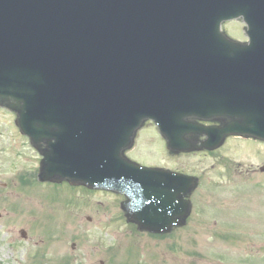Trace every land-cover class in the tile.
I'll list each match as a JSON object with an SVG mask.
<instances>
[{
  "label": "water",
  "instance_id": "obj_1",
  "mask_svg": "<svg viewBox=\"0 0 264 264\" xmlns=\"http://www.w3.org/2000/svg\"><path fill=\"white\" fill-rule=\"evenodd\" d=\"M232 20L248 43L221 30ZM0 108L40 182L123 194L148 232L181 227L195 184L125 152L148 121L175 155L264 142V0H0Z\"/></svg>",
  "mask_w": 264,
  "mask_h": 264
},
{
  "label": "rangeland",
  "instance_id": "obj_2",
  "mask_svg": "<svg viewBox=\"0 0 264 264\" xmlns=\"http://www.w3.org/2000/svg\"><path fill=\"white\" fill-rule=\"evenodd\" d=\"M226 29L231 35L237 30L243 40L237 25L228 24ZM13 119L12 114L0 109V264H41L43 252L48 261L54 262L48 264H66L72 243L97 255L100 252L95 247L105 243L103 247H110V261L122 264L121 255L127 256L130 237L119 239L121 226L88 225L86 218H80L84 215L81 210L76 219L74 191L37 183L38 155L19 136ZM158 152L155 140L145 136L130 157L145 165L171 163L202 180L193 195L195 208L188 227L172 237L173 248L180 256H187V264H264V172H260L264 146L229 140L216 153L177 161ZM80 202V209L87 215L92 202ZM106 211L109 214L113 210L106 207ZM201 219L204 221L199 223ZM101 229L109 234L108 240L97 234ZM21 231L26 233L25 240ZM140 242L152 249L151 240ZM135 251L133 248L131 254ZM149 254L152 258L155 252ZM53 256H57V262ZM180 256L175 264H181Z\"/></svg>",
  "mask_w": 264,
  "mask_h": 264
},
{
  "label": "flooded vegetation",
  "instance_id": "obj_3",
  "mask_svg": "<svg viewBox=\"0 0 264 264\" xmlns=\"http://www.w3.org/2000/svg\"><path fill=\"white\" fill-rule=\"evenodd\" d=\"M145 136H150L151 138H153L155 140V142L159 145V152L157 153L158 155H162L165 156L166 158L170 159V160H179V159H186L188 157L191 156H195V155H200V154H213L218 152L217 151H213V152H201V153H197V154H192V155H179L176 157H170L167 155L166 149H165V143L163 142V140L161 139V137L159 136V134L156 131L155 126L152 123H147L145 125V127L139 131L138 133V137H137V144L140 138L145 137ZM163 164V163H162ZM162 164H156L154 163V166H160L166 169H169L172 172L175 173H179V174H191V175H196L199 176L197 174H192L189 171H185L180 170V169H176L174 167L171 166H167V164L162 165ZM252 173H255V170H251ZM200 178V183H201V177ZM51 187H67L72 193L73 191L75 192L74 196L73 194L70 195L69 198L75 200V202L77 203V206L73 205V212H75V214L73 216L76 215V219H78V213L79 211H84V215H82L80 218H86V222L88 225H95V226H110V225H116V226H121L122 228L119 229L120 234H119V239H121L122 237L128 236L130 238H128L127 240H132L129 247H127V256H123V254L121 255V263L122 264H175L179 262V256L180 254L177 253L178 251L175 250L173 248V243H172V237L177 234L178 232L184 230L183 229H178L175 231H172L168 234H164V235H150V234H145V233H141L138 231V229L131 225V224H127V222L125 221L124 217H122L120 210H119V206L122 202H124V198L122 196H116L110 193H106V192H100V191H91L88 189H85L83 187H70L66 184H60V185H53V184H45ZM94 196L96 197V199H91V197ZM76 197V198H75ZM80 200H82L85 205L86 202H92L91 204V208H89L87 210L88 214L85 215V210L84 209H80ZM86 201V202H85ZM106 207H110L113 211L110 212L109 214H107L106 211ZM202 221H204L203 219L199 220V223H201ZM189 224H187L186 228L188 227ZM212 225H215V223H213ZM185 228V229H186ZM85 231H87L85 229ZM103 240H108L107 236L109 235L107 233V231L105 229H101L98 233H97ZM214 237H217V234L214 235ZM151 240V242L153 243L152 245H150L152 248L151 250H148V247H144L140 240ZM111 240H114V238H111ZM165 243V244H164ZM105 243H98L97 246L95 248L98 249V251L100 252L98 255L97 254H93L91 251H82L81 250V246H79V243H72L70 246V253H69V257L66 259V261H64V263L66 264H114V261L111 260L109 258L108 252L110 253V247H103ZM133 248H136L134 254H131L133 251ZM153 250V252H155V255L150 256V252ZM149 254V258L145 257V255ZM177 253V254H176ZM41 258V264H48V263H54L51 261H48L46 259V256L43 254L40 255ZM181 260V264H187V256L186 255H181L180 256ZM52 260L57 262V256H53ZM68 262V263H67ZM61 264H63V261H61Z\"/></svg>",
  "mask_w": 264,
  "mask_h": 264
}]
</instances>
